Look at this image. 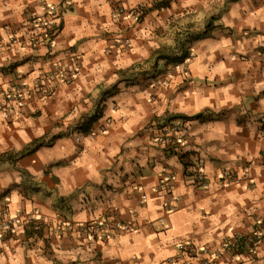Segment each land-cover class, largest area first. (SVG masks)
<instances>
[{
  "label": "crops",
  "instance_id": "obj_1",
  "mask_svg": "<svg viewBox=\"0 0 264 264\" xmlns=\"http://www.w3.org/2000/svg\"><path fill=\"white\" fill-rule=\"evenodd\" d=\"M62 1L0 0V107L54 63H79L51 96L12 103L9 119L0 109V214L16 218L0 264H264V245L252 258L215 256L264 219V0H71L52 45H31L32 18ZM182 51L187 71L173 66ZM81 118L111 124L77 141L68 128ZM174 124L205 187L157 142ZM224 169L248 179L223 186ZM166 178L170 195L158 189ZM105 219L138 229L102 242L69 227Z\"/></svg>",
  "mask_w": 264,
  "mask_h": 264
},
{
  "label": "built area",
  "instance_id": "obj_2",
  "mask_svg": "<svg viewBox=\"0 0 264 264\" xmlns=\"http://www.w3.org/2000/svg\"><path fill=\"white\" fill-rule=\"evenodd\" d=\"M72 7L71 0H63L59 5H46L47 11L42 16H35L32 18L30 24L34 27V32L30 35V42L33 46H39L42 43L52 45L54 39L61 32V26L63 17ZM17 40H12V43ZM122 47H130L131 44L128 40L121 41ZM260 52L264 54V45L261 47ZM185 60L174 63V68L181 69V71H187L185 67ZM79 69L78 57H73L72 63H54L52 67L42 72L39 77L32 84H17L14 90L8 93L3 92L5 99L4 105L0 109L4 110L5 117L11 118V114L14 112L12 103L18 106L23 105L24 101L35 97L40 93L42 98L49 97L56 84L65 83L70 84L74 81ZM21 76L17 75V80H20ZM156 84H166V80L162 73L155 77ZM102 103H98L95 106L96 116H100V108ZM243 115H247L246 112ZM87 121L85 119H78L69 124L68 134L75 135L76 140L79 141L85 136L86 130H84ZM111 124V119L106 118L103 122L97 125L96 128H90L87 134L95 136L99 133L107 131ZM162 134L158 138L157 142L163 146V149L167 152L174 153L181 162L185 165V175L190 179V184L194 188L205 187L207 185V177L204 173V167L200 160L196 162H190V158L186 157L182 153L183 140L182 137L185 132V127L179 124H174L171 127H165ZM219 180L223 186L240 185L241 181L248 179L247 175H240L238 170L224 169L219 175ZM169 178L164 179L162 184L158 186L160 191H164L170 195L171 184ZM175 207L167 205L165 207L166 212L170 213ZM159 226L164 229L166 226L165 218L157 220ZM16 218L7 217L5 212L0 214V236H6L12 233L16 226ZM28 224L32 225L33 229H38L42 222L40 219H29ZM70 228L75 229L77 233L92 241L106 242L112 238L116 233L121 230L132 231L138 229L137 224L121 223L114 220H92L85 223L77 224V226L69 225ZM264 245V219L258 221L256 227L248 234H233L225 237L220 243V246L215 254L216 257H222L224 255H230L233 257L247 256L252 258L261 246Z\"/></svg>",
  "mask_w": 264,
  "mask_h": 264
},
{
  "label": "trees",
  "instance_id": "obj_3",
  "mask_svg": "<svg viewBox=\"0 0 264 264\" xmlns=\"http://www.w3.org/2000/svg\"><path fill=\"white\" fill-rule=\"evenodd\" d=\"M209 28H210V26H207L205 32H207L209 30ZM187 54H188L187 51H182V57H174V58H172V61L173 62H175V61L176 62H181L182 61L181 59L186 58ZM167 60H170V59L167 58ZM91 125H92V122L87 123L86 126H85V128H84V130H87L88 131L89 128L91 127ZM43 144H44V141H35L32 146H33V149H35V148H37L39 146H42ZM2 159L3 158H0V160H2Z\"/></svg>",
  "mask_w": 264,
  "mask_h": 264
},
{
  "label": "rangeland",
  "instance_id": "obj_4",
  "mask_svg": "<svg viewBox=\"0 0 264 264\" xmlns=\"http://www.w3.org/2000/svg\"><path fill=\"white\" fill-rule=\"evenodd\" d=\"M91 136V135H90ZM184 155V154H183Z\"/></svg>",
  "mask_w": 264,
  "mask_h": 264
}]
</instances>
